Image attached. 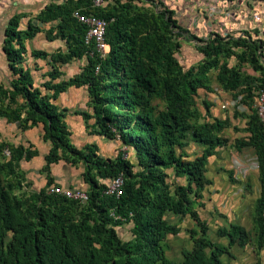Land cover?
<instances>
[{"label":"trees","instance_id":"trees-1","mask_svg":"<svg viewBox=\"0 0 264 264\" xmlns=\"http://www.w3.org/2000/svg\"><path fill=\"white\" fill-rule=\"evenodd\" d=\"M104 1L95 7L91 0H52L25 26L21 24L25 13H14L7 20L2 50L11 75L7 82L0 81V117L17 123L22 131L43 123L42 138L49 151L41 169L46 185L28 191L23 188L20 162L35 156L37 149L0 141V264H224L221 256H232L230 247L247 244L249 232L236 222L217 230L227 244L211 240L207 221L199 213L204 190L211 184L206 176L208 159L228 143L222 130L229 120L213 117L206 99L203 114L196 100L200 89L212 92L214 70L222 88L242 93L240 100L251 110L245 127L248 135L236 139L235 146L237 150L252 146L256 154L260 193L252 228L255 244L263 247L264 122L255 99L264 91V78L257 88L249 83L243 87L249 76L240 67L248 62L264 75V41L247 31L236 37L217 31L206 38L193 35L160 0ZM76 8L107 21L105 57L93 43H85L86 26L72 16ZM38 33L50 41H63L53 51H30L33 59L50 66L41 83L32 74L37 67L28 63L25 43ZM183 40L195 42L197 61L186 64L180 59ZM233 56L235 63L229 66ZM83 57L86 62L79 72L59 79L61 65ZM70 86L86 87V108L73 113L86 123L93 119L90 129L85 127L88 133L118 140L127 150L105 157L96 142L81 147L72 142L68 108L55 103ZM191 142L202 147L192 158L187 151ZM59 160L84 165L86 202L48 192L54 182L50 166ZM119 174L124 179L122 194L104 193ZM167 213L193 221L187 229L193 245L182 249L178 262L166 255L167 235L180 230L167 221ZM127 223H132L131 237L124 240L117 227Z\"/></svg>","mask_w":264,"mask_h":264},{"label":"crops","instance_id":"crops-1","mask_svg":"<svg viewBox=\"0 0 264 264\" xmlns=\"http://www.w3.org/2000/svg\"><path fill=\"white\" fill-rule=\"evenodd\" d=\"M160 1H162L164 4L166 2L165 0ZM50 2H52V0H0L1 82H7L11 75L5 53L2 50L7 20L14 13H25L26 16L21 19V24L25 26L29 18L33 17ZM170 2V9L174 11V16L178 20V23L184 28L188 29L193 35L206 38L211 32L217 31L222 35H232L236 37L238 35H243V33L247 31L252 34L253 38L257 37L264 41V0H171ZM209 8H215L216 14L213 16H208L206 10ZM22 20H24V22ZM38 24L42 25L40 22H38ZM186 41H191L193 44H195L193 40ZM25 43L28 50V63L31 66L37 67V70H33L32 74L36 77L37 83H41L46 78H43L42 75L47 72L49 68L47 67L45 60L33 59L30 55V51L32 49L53 51L59 46H63V41L59 39L58 41H50L43 33H38L35 37L27 39ZM262 49L264 51V45ZM181 54L187 55L183 50H181L179 53V57ZM186 59L189 58L186 57ZM85 62L86 59L84 57L81 59H74L70 63L61 65L60 70H62L64 77L68 78L79 72ZM199 91H201V89ZM87 100L88 96L85 86H70L66 91L62 92L58 96V98L55 100V103L61 108H68V112L66 113V122L68 123L71 131V140L76 146L81 147L87 142H96L100 147V141L106 139L101 136L89 134L84 125L71 127L69 123L70 119L73 117L77 118L78 116L81 118L77 119L82 121V116L73 113V111L75 109L81 110V107L84 106L86 107ZM209 101L212 104L210 107V113L213 117H218L220 119L227 118L230 121V114H225L224 111L219 109H225V103H229L228 100L225 98H223V100H219L218 103L220 107H217L218 105H216L215 100L213 101L212 99H209ZM43 132L44 128L43 123L41 122L32 128L22 131L18 128L17 123L7 122L5 118L0 117V141H5L14 145L21 143L25 146H28V144H32V148L37 149V154L35 156L29 160H22L20 162V168L24 172L26 180L29 179V181L25 180L27 183L23 185L24 190L39 191L46 185L47 178L41 169L44 164V157L49 151V143L43 140ZM246 134L248 135V132H246ZM252 149L254 151L253 147ZM100 150H102L101 147ZM58 162L52 163L50 166V174L53 177L55 183H58L64 187H80L84 190L88 189V185L84 182L82 177L84 165L81 162L79 164H82L83 168L76 176L71 170V166L75 165H71L70 163L67 164V162L65 164H60ZM244 170L247 171L248 168H245ZM37 171H39L38 175L41 176L38 179L36 178ZM220 172V176H222L224 179L223 184H237L240 186L244 185L245 187L249 186L248 182L250 180L247 174L252 173V184L258 188L256 190L255 200L259 196L260 183L258 180V167L254 171H251L250 169L249 173L244 172L246 174H237L236 171L232 173L231 168H226ZM230 173H232L231 176L234 179L233 181L230 178ZM76 178L78 180L81 178V182L76 180ZM209 179L211 180V184L209 185H212V179ZM54 182L52 184H54ZM246 196L249 197V194ZM250 217L252 223V215H250Z\"/></svg>","mask_w":264,"mask_h":264},{"label":"rangeland","instance_id":"rangeland-1","mask_svg":"<svg viewBox=\"0 0 264 264\" xmlns=\"http://www.w3.org/2000/svg\"><path fill=\"white\" fill-rule=\"evenodd\" d=\"M165 5L170 8L171 0H165ZM146 4V3H145ZM148 5V4H146ZM211 11L209 8L206 10L208 14ZM216 11H214V15ZM24 22V20H22ZM45 26L48 25H43ZM58 41V39H56ZM180 50L186 52L187 55L181 54L180 59L186 63H192L197 61L198 59V52L194 47L193 42H188L183 40V43L180 47ZM189 58V59H186ZM235 57H231L228 60L229 66L234 65ZM47 67L50 69V66L47 64ZM241 70L247 73L249 79L247 82H244L242 86H247L251 84L252 86L256 87L261 84V79L264 78V75L261 72H255L250 64L244 63L241 67ZM217 71H212L210 73V86L212 92H208L206 90L201 89L199 94L196 97L197 104L201 112L204 114L205 109L202 105L203 99L209 101V99L215 100L216 105L219 106L218 101L223 100L225 98L229 101V103H225L226 108L220 110L224 111L225 114H230L231 118L229 124L222 130V136L227 138L228 143L227 145L218 148V151L215 155L209 157L207 163V172L206 176L212 179L213 184L207 185L204 190V197L201 199L204 206L199 208V213L202 219L207 221L208 225V235L211 240L215 242H220L227 244L228 240L225 237H221L217 235V230L221 226H229L231 222H236L245 226V228L249 232V241L244 246H239L237 244L230 247V253L232 256L223 254L221 259L224 264H264V246L259 248L255 244V232L252 228L251 217L250 215L253 214V205L256 196V190L258 189L257 186L252 184V173L247 174L249 180V186L245 187L244 185L240 186L237 184L227 185L223 184L224 179L220 176L221 172L226 168H231L232 173L234 171L237 174H246L251 171L256 170L257 168V158L252 149V147L244 146L241 150H237L235 146L236 139H242L247 136L245 127L248 114L251 113L250 108L246 105L245 102L240 100L241 95H238V91H225L219 81L216 79ZM65 78L64 74H62L59 79ZM249 83V84H248ZM253 99V98H252ZM210 102V101H209ZM211 103V102H210ZM86 107H81V110L85 109ZM218 114V113H215ZM217 116V115H215ZM81 118V117H77ZM73 117L69 120L71 127H76L77 125H84L87 129H90L93 119H90L86 122L80 121ZM210 118L208 115H204V119ZM73 120V121H72ZM27 146V145H26ZM100 147L102 150H100ZM99 147V154L107 157V156H114L119 149L127 150V147L121 145L118 140H102L100 141ZM202 147L198 144L191 142L187 148L189 157L192 158L195 155L200 154ZM126 155L129 157L130 155L128 152ZM58 163H66L65 161L61 160ZM69 164V163H67ZM82 164L78 166H71V170L75 173V176L79 174L82 170ZM247 169L245 171L244 169ZM169 177L168 181H172L173 175L172 171L168 170ZM246 172V173H244ZM39 171H37V179L41 176L38 175ZM79 178V177H77ZM76 178V180H78ZM26 180V178H25ZM29 181V179H27ZM26 180V181H27ZM81 178L78 180L79 182ZM177 181H182L183 179L180 177L176 178ZM24 181V184L27 182ZM32 184V183H31ZM54 184H58L55 183ZM80 188V187H79ZM247 189V190H246ZM31 190V189H30ZM249 194V197L246 195ZM166 219L169 223L178 224L179 225V232L177 234H168L166 237V255L178 262L181 260V251L182 249H191L193 242L189 235L188 228L193 226V221L188 217H179L178 215H174L172 213H167ZM132 223H127L122 227H117V230L122 239L126 240L131 237L129 228Z\"/></svg>","mask_w":264,"mask_h":264},{"label":"built area","instance_id":"built-area-1","mask_svg":"<svg viewBox=\"0 0 264 264\" xmlns=\"http://www.w3.org/2000/svg\"><path fill=\"white\" fill-rule=\"evenodd\" d=\"M92 6H102L104 0H91ZM215 8H211L208 16L214 15ZM228 14V13H226ZM72 16L77 19L78 22L83 23L86 26V33L84 41L86 44L93 43L96 52L100 57H105L109 51V44L106 41V27L107 21L95 15L94 13H87L83 8H76L73 10ZM93 52H91L92 54ZM241 98V97H240ZM255 106L257 108L260 119L264 122V91H260L255 99ZM4 154L9 155L8 148L4 149ZM124 179L122 174L114 177L110 180L109 184L104 190L106 194H122ZM48 192L53 194H60L67 198L74 199L80 202H86L88 200L87 190L79 187H64L60 184H51L47 188Z\"/></svg>","mask_w":264,"mask_h":264}]
</instances>
